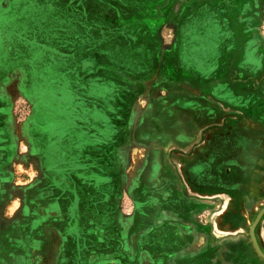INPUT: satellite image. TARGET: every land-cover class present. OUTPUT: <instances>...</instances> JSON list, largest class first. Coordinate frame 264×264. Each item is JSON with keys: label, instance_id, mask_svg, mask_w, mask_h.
Returning a JSON list of instances; mask_svg holds the SVG:
<instances>
[{"label": "rangeland", "instance_id": "rangeland-1", "mask_svg": "<svg viewBox=\"0 0 264 264\" xmlns=\"http://www.w3.org/2000/svg\"><path fill=\"white\" fill-rule=\"evenodd\" d=\"M16 19L19 30L7 29L0 38L20 46L15 53L7 45L0 51V96L16 114L23 165L15 167V183L30 179L25 167L40 171L50 186L57 169V185L72 174L74 186L67 185L73 191L78 177L94 187H120L122 210L139 217L145 203L166 204L160 195L145 200L135 193L145 187L139 174L161 185L160 177L172 171L179 189L170 186L167 202L184 206L190 213L184 221L200 229L186 224L184 248L167 249L170 264H264V0L0 3V22ZM51 93L59 97L50 104ZM106 105L116 110L105 108L106 121L120 123L121 130L110 131L106 145H84L87 163L78 161L79 145L65 164L62 129L88 118L83 138L92 140ZM33 122L38 132L30 135ZM51 123L61 128L53 140ZM52 147L59 150L56 167L45 162ZM33 152L41 156L39 164H21ZM205 176L204 184L197 182ZM110 199L114 195L106 194ZM79 201L75 195L74 206ZM170 214L175 224L179 215ZM146 228L155 233L154 223ZM194 238L200 241L192 243ZM152 245L154 254L159 246Z\"/></svg>", "mask_w": 264, "mask_h": 264}, {"label": "crops", "instance_id": "crops-1", "mask_svg": "<svg viewBox=\"0 0 264 264\" xmlns=\"http://www.w3.org/2000/svg\"><path fill=\"white\" fill-rule=\"evenodd\" d=\"M3 1L1 0L0 3ZM20 22L16 19L10 24L5 23L7 26L0 22V38L8 35L7 29L19 30ZM4 43H0V51L7 45ZM11 45H7L5 49L13 53L20 47L14 42ZM3 107L7 108V112L5 111L4 114L0 112V148L4 147L0 149V264H122V258L127 262L124 264H170L167 249L184 248V243L187 241L184 236L186 224L191 225L189 229H197L199 232L200 228H195L184 221L190 217V213L186 216L184 206L182 209L170 208L172 205L167 202L168 193L174 189L170 186L179 189L178 176L172 171L160 177V181L163 182L161 185H154L152 181L147 180L146 174H139L142 179H146L145 187L143 191L138 188V192L135 193L144 194L145 200L152 195H160L162 201L166 203L160 208L152 207V203H145L138 209L139 217L135 216L133 209L129 210L128 215L122 210L117 202L121 201L120 187L114 190L105 186L94 187L82 177L76 178L77 186L76 184L75 186L80 201L77 207L74 206L70 192L73 191L74 184L65 180L64 185L58 186L57 169L52 172L54 180L50 186L48 184L51 180L42 179L44 176H40V171L31 174L30 169L25 167L23 171L30 179L22 177L21 180L26 179L25 182L19 179L15 183L17 174L15 171L23 166L18 165L20 154L17 144L19 143L14 132L16 114H10L6 98L0 96V109ZM33 114L31 112V115ZM28 125L25 124L24 127ZM36 125L33 122L31 127H28L30 135L32 132H38L34 129ZM58 131H61V128L51 123L48 127V138L53 140ZM32 137L35 139V135ZM64 143V146H69L67 142ZM32 144L37 143L32 142ZM51 149L54 153L45 162L55 164L56 167L59 163L57 161L59 150L53 147ZM33 154L32 158L21 159L20 162L39 164L41 156L34 152ZM81 155L78 161L87 163L88 158L84 157L86 153L81 152ZM72 157L74 156H71V159ZM112 161L115 163V160ZM72 177L70 174L68 179L71 180ZM67 184L72 185L70 189ZM135 187L137 186L130 187L128 194L133 195ZM111 189L113 192L110 191ZM106 194L114 195V199L105 201ZM171 211L179 215L175 219L177 221L175 224H173L174 220H170V216H173L170 214ZM152 223L155 226V233L149 232L146 228ZM180 230L182 233L178 235ZM188 235L192 237V233L189 232ZM195 239L192 243L200 241V238ZM154 241L158 243L159 248L153 254ZM224 241L228 243L227 240Z\"/></svg>", "mask_w": 264, "mask_h": 264}, {"label": "flooded vegetation", "instance_id": "flooded-vegetation-1", "mask_svg": "<svg viewBox=\"0 0 264 264\" xmlns=\"http://www.w3.org/2000/svg\"><path fill=\"white\" fill-rule=\"evenodd\" d=\"M1 1V0H0ZM6 15V14H5ZM7 16V15H6ZM43 77H46L47 75H42ZM51 78V77H50ZM40 80H42V79H40ZM63 94L65 95V98L66 97H69V98H67V103L69 104H71V106H72V97H71V95H70V93H66V92H63ZM59 97V94L58 93H55V94H52L51 93V95H50V104H51V102L53 101V100H56V98H58ZM61 97V96H60ZM53 99V100H52ZM102 104L104 105V102H105V100L104 99H102ZM34 108H36V107H34ZM42 108V107H41ZM70 108V107H69ZM105 108L106 109H108V110H111V111H113L112 113L114 114L115 112H116V110L115 109H113V108H111V106L110 105H106V106H103L102 108H101V111H102V114H100L99 113V115L97 116V125H98V129H99V131H100V134H97V136H95V137H92V140H90V138H87V139H84L83 138V135H85V133H86V130H87V128H88V126H89V123H88V121L87 120H89L88 118H85L84 120L85 121H82V122H80V125H77L76 124V126H74V125H66V127L65 128H63L62 129V131H65L64 132V135H65V137L64 138H62V139H59V141H58V143H61V150H63L64 151V158L63 159H67V160H69L70 158H71V156L73 155V152H74V150H75V148H76V146H79V145H81V150H78V148L75 150L76 152H84L83 151V146L84 145H87V144H89V143H92V144H97V145H106V143L103 141V138H105V137H108V136H110L111 135V132H113V131H120L121 130V128H120V123H118V126L119 127H117L114 123H112L111 122V120L109 119L108 121H106V118H105V112H104V110H105ZM43 110L44 109H46V107H43L42 108ZM72 109V108H71ZM113 109V110H112ZM5 111L7 112V108L6 109H4V107L2 108V109H0V112L2 113L3 112V114L5 113ZM83 115V114H82ZM42 116L45 118V117H47V116H45L44 114H42ZM84 117V116H83ZM79 126V127H78ZM111 131V132H110ZM110 132V133H109ZM79 139V140H78ZM78 141V143H75V142H77ZM63 142H67L68 144H69V146H64V144L65 143H63ZM79 142H81V144L79 143ZM63 145V146H62ZM57 146V145H56ZM58 147V146H57ZM58 148H60V147H58ZM0 149H4V147H2V148H0ZM62 151V152H63ZM69 154V155H68ZM0 157H1V153H0ZM77 157V156H76ZM60 159H61V157H60ZM66 160V161H67ZM65 164H67L66 162H65ZM71 166V163H70V165H67V167H70ZM203 165H202V163L200 164H197V166H195V167H202ZM85 170H88V169H85ZM66 172V171H65ZM88 172V171H87ZM61 173H63V172H61ZM66 175H67V173H66ZM206 176L205 177H203V179H201L200 180V178L198 179V183H200V184H204L203 182L206 180ZM70 182L72 183V181L70 180ZM67 187H69V186H67ZM69 189H70V187H69ZM71 192V194H72V198L74 199V196L75 195H79V193H77L75 190L74 191H70ZM77 193V194H76Z\"/></svg>", "mask_w": 264, "mask_h": 264}, {"label": "water", "instance_id": "water-1", "mask_svg": "<svg viewBox=\"0 0 264 264\" xmlns=\"http://www.w3.org/2000/svg\"><path fill=\"white\" fill-rule=\"evenodd\" d=\"M256 244V243H255ZM256 247H257V245H256ZM258 248V247H257Z\"/></svg>", "mask_w": 264, "mask_h": 264}]
</instances>
